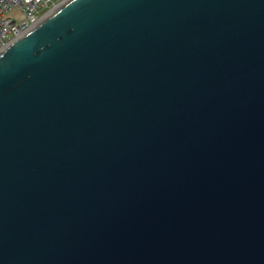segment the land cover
Segmentation results:
<instances>
[{"label":"water","instance_id":"obj_1","mask_svg":"<svg viewBox=\"0 0 264 264\" xmlns=\"http://www.w3.org/2000/svg\"><path fill=\"white\" fill-rule=\"evenodd\" d=\"M0 264H264V0H67L2 48Z\"/></svg>","mask_w":264,"mask_h":264},{"label":"built area","instance_id":"obj_2","mask_svg":"<svg viewBox=\"0 0 264 264\" xmlns=\"http://www.w3.org/2000/svg\"><path fill=\"white\" fill-rule=\"evenodd\" d=\"M67 0H0V50Z\"/></svg>","mask_w":264,"mask_h":264}]
</instances>
